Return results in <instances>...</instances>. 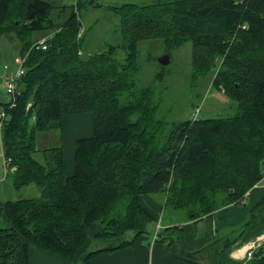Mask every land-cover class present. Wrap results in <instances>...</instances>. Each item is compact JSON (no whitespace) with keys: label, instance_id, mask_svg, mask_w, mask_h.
Returning <instances> with one entry per match:
<instances>
[{"label":"trees","instance_id":"trees-1","mask_svg":"<svg viewBox=\"0 0 264 264\" xmlns=\"http://www.w3.org/2000/svg\"><path fill=\"white\" fill-rule=\"evenodd\" d=\"M83 1L0 0V37L17 41L26 59L15 106L0 103L7 117L0 127L3 157L12 187L34 185L38 192L0 198V264H28L31 247L90 264L153 229L155 239L167 248L176 244L187 261L211 262L252 228L264 231L263 197L238 228L189 253L182 225L152 228L140 201L143 194L160 197L164 208L186 210L195 220L241 203L264 177V0L110 7L123 42L88 56L81 54ZM38 34L47 35L46 48ZM153 38L167 51L191 42L193 75L215 70L213 86L235 100L234 114L170 123L159 117L154 87L136 90L134 82L139 41ZM119 47L124 62L115 57ZM84 112L94 115V135L75 141L68 175L62 124ZM52 130L60 138L41 147L38 134ZM96 222L102 227L97 242L84 248ZM244 264H264V242Z\"/></svg>","mask_w":264,"mask_h":264},{"label":"rangeland","instance_id":"rangeland-1","mask_svg":"<svg viewBox=\"0 0 264 264\" xmlns=\"http://www.w3.org/2000/svg\"><path fill=\"white\" fill-rule=\"evenodd\" d=\"M66 2L71 3L73 0H66ZM88 2L93 6L88 5ZM156 2L158 0H84L81 4L86 8L83 7L80 10L81 29L83 30L81 35L83 37L82 56L102 52L107 49L108 45L117 46L123 42L119 18L108 8L122 7L126 4L150 5ZM58 12L55 15H58ZM165 47L162 39L153 38L139 41L138 72L134 75L136 90L149 85L154 87L155 97L160 101L159 117L170 123L173 120H185L195 116L216 118L234 114L236 111L235 100L213 86L215 70L205 75L198 72H196L197 75H193L191 42L171 51L165 50ZM19 48L18 42L10 40L7 35L0 37V74L6 65L14 69L17 68L14 58L18 55ZM166 52L170 53L171 61L167 64H160L158 58ZM115 57L119 62H124L126 56L122 47L116 51ZM59 138V131L41 132L38 134L37 143L41 147H48L55 144ZM3 161L0 152V179L5 176ZM37 195V188L34 185L26 186L18 192L12 187L11 177H7L4 182L0 180V198L2 200ZM185 215L187 212L183 209L163 208L162 217L164 216L165 222L170 216L181 219ZM149 224L153 228L155 221L153 220ZM153 231L143 236L147 235L151 238Z\"/></svg>","mask_w":264,"mask_h":264},{"label":"crops","instance_id":"crops-1","mask_svg":"<svg viewBox=\"0 0 264 264\" xmlns=\"http://www.w3.org/2000/svg\"><path fill=\"white\" fill-rule=\"evenodd\" d=\"M47 35L41 34L40 40L45 39ZM20 57L19 53L14 58ZM11 67V66H10ZM14 71V68H10ZM5 70L0 74V103H8L10 98L5 96L4 80ZM94 115L90 112L79 113L65 117L62 124V143L65 157V171L68 175L74 173V150L75 141L79 138H88L94 135ZM0 152L3 156V145L0 135ZM4 168V167H3ZM5 173V172H4ZM7 178V173L0 180L2 182ZM243 203H229L216 210L209 212L201 218L189 220L187 215L181 219L169 217L164 221L163 202L160 197L141 195V204L149 212L155 221V229L160 230L169 226L179 225L183 227L182 248L189 253H196L210 242L214 241L219 234H224L238 228L247 219L249 210L264 197V177L258 184H255L246 193ZM89 237L84 248L90 247L96 243V236L102 227L99 223L90 226ZM260 229V228H259ZM258 228L245 233L232 247L216 259V261H207L198 258V260H186L183 253L176 249V244L170 247L153 237L140 236L138 241L131 247L111 251V253H100L90 260V264H244L249 244L256 240L258 246L264 242V231L257 232ZM79 257L67 260L56 253L43 248L31 247L28 252V264H80ZM200 257V256H198Z\"/></svg>","mask_w":264,"mask_h":264},{"label":"built area","instance_id":"built-area-1","mask_svg":"<svg viewBox=\"0 0 264 264\" xmlns=\"http://www.w3.org/2000/svg\"><path fill=\"white\" fill-rule=\"evenodd\" d=\"M78 0H73V4L77 5ZM80 35V33H79ZM38 43L42 44L44 48H46L45 45V39L39 40ZM25 57H18L16 59V63H17V68L12 71L9 69V67L6 65L4 66V70H5V80H4V88H5V96L10 98V103L9 106L13 107L15 106V102H14V98L15 96L19 93L18 88H17V84L19 79L21 78V76L24 73V62H25ZM196 117V116H195ZM6 114L4 109H0V127L3 124V121L6 119ZM4 159V157H3ZM9 161L4 159L3 161V167H4V172L7 173L10 169L8 167ZM258 247V244L256 242V240H253L248 247L247 253H246V260H250L253 257L254 254V249Z\"/></svg>","mask_w":264,"mask_h":264},{"label":"water","instance_id":"water-1","mask_svg":"<svg viewBox=\"0 0 264 264\" xmlns=\"http://www.w3.org/2000/svg\"><path fill=\"white\" fill-rule=\"evenodd\" d=\"M160 64H167L171 61V55L169 52L162 54L160 58H158Z\"/></svg>","mask_w":264,"mask_h":264}]
</instances>
